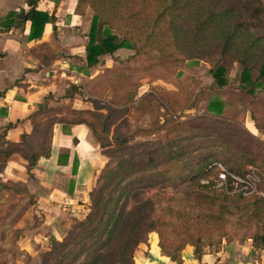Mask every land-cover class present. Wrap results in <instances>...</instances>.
<instances>
[{
  "label": "trees",
  "instance_id": "obj_1",
  "mask_svg": "<svg viewBox=\"0 0 264 264\" xmlns=\"http://www.w3.org/2000/svg\"><path fill=\"white\" fill-rule=\"evenodd\" d=\"M236 1L240 4L237 12L223 0H77L76 15L82 17L86 7L91 8L94 15L86 36L82 65L76 67V71L84 73L97 66L101 57L112 56L122 49L133 51L132 60L145 55L146 60L157 61L161 66H177L183 60L166 49L171 41L177 43L178 40L187 52H196V56L211 65L210 73L219 89L228 85V73L236 63L239 67L238 89L250 96L264 91V0ZM25 3L29 10L21 15L18 25L29 22L28 40L38 41L44 26L54 23L55 17L37 9L36 0ZM123 23L126 26L122 30ZM150 51L158 54L151 56ZM44 55L45 61L55 59L53 53ZM74 90L81 92L76 86ZM91 103V110H75L71 105L60 108L40 106L29 115L32 129L23 134L21 144L6 143L0 157V161L5 162L11 153H18L26 161L28 171L42 158L49 157L50 153L43 151L46 129L40 126L38 119L45 114H61L63 109L64 115L71 118L52 120L50 127L55 123L85 125L100 148L109 151L103 155L118 159L115 169L91 189V204L84 217L74 221L62 241L51 240L48 252L40 255V264L50 261L52 264H136L133 251L140 243L151 246V234H157V247L165 258L181 264L185 250L190 248L192 258L199 261L205 253L198 248V239H182L175 247L178 256L168 252V245L164 243L160 230L164 220L157 213L159 204L167 202L170 207L174 197L155 196L127 212L130 197L164 182L172 183L174 193L179 196L176 200L185 204L187 212L177 214L183 222L184 219L186 222H204L211 230H221L229 217L240 218L239 213L244 210L247 223H259L264 229V199L229 197L200 185L202 178L214 173L215 164H221L237 175H244L248 166L257 167L264 173V154L235 143L231 138L220 147L218 138L207 141L204 136L202 140L194 141L190 135L166 143L156 140L137 143L141 152L135 154L130 151L129 144L133 139L129 135L115 132L109 139L98 133L95 122L100 118V129L107 132L112 110L107 107L104 114L97 102ZM205 107L208 115L205 120L221 126L216 118L223 113L224 104L215 98ZM88 117L93 121H87ZM252 121L254 128L264 131V114L253 116ZM248 136L264 145L253 134ZM113 148L114 152H110ZM148 172L151 174L144 176ZM154 215L157 218L154 219ZM252 239L257 248L264 249V231L254 234Z\"/></svg>",
  "mask_w": 264,
  "mask_h": 264
},
{
  "label": "crops",
  "instance_id": "obj_2",
  "mask_svg": "<svg viewBox=\"0 0 264 264\" xmlns=\"http://www.w3.org/2000/svg\"><path fill=\"white\" fill-rule=\"evenodd\" d=\"M25 1L0 0V157L6 143L21 144L23 134L32 129L28 117L40 106L92 109L67 83L81 77L73 65H82L89 28L74 13L77 0H36L37 9L55 17L54 23L44 26L38 41L28 40L29 22L18 25L29 10ZM74 30L80 31L81 38ZM56 33L61 39L55 40ZM47 53L55 54V59L45 61ZM56 116L63 118L64 113ZM249 124L248 130L264 142V131L254 128L253 121ZM96 146L85 125L55 123L44 147L49 157L29 171L16 152L0 161V264H37L51 240L63 239L66 221L84 217L97 172ZM144 247L137 264H177L161 255L156 241ZM181 264H264V250L246 243L233 250L205 253L195 261L187 248Z\"/></svg>",
  "mask_w": 264,
  "mask_h": 264
},
{
  "label": "rangeland",
  "instance_id": "obj_3",
  "mask_svg": "<svg viewBox=\"0 0 264 264\" xmlns=\"http://www.w3.org/2000/svg\"><path fill=\"white\" fill-rule=\"evenodd\" d=\"M223 1L226 4L230 3L234 12L239 11L240 4L236 0ZM249 1L251 0H246V2ZM82 13L84 22H88V26H90L94 15L92 9L86 7ZM124 26H126L125 23L120 28L123 30ZM88 29L86 27L87 32ZM74 31V35L81 38L80 31ZM57 37L61 39L59 33L55 34V40ZM166 50L175 53V56L183 60V63L177 66L174 64L161 66L157 61L146 60L145 55L137 60H132L133 51L122 49L112 56L101 57L97 66L81 73V77H77L79 78L78 84L67 81L73 89L74 86L79 87L81 92L78 94H82L83 99L91 104V108V102H97L103 108L104 114L107 112L105 108L108 107L112 110L111 125L107 127V132L104 133L100 129V123H102L100 118H98L100 123L95 122L98 133L109 139L115 132L120 135H129L133 139L129 144L130 151L135 154L141 152V149L135 145L137 143L155 142V140L166 143L168 140L176 138L180 140L189 135L193 136L194 141L202 140L204 136L208 138L207 141L218 138L221 140L218 142L220 147L225 141L234 139L235 143L239 142L256 153L264 154V145L248 136L251 133L248 127L250 128L249 123L253 116L259 117L264 114V91H257L252 96L241 92L238 89L239 67L236 63L232 65L228 73V85L219 89L213 82L210 73L211 65L196 56V52H187L183 48L182 42L180 43L178 40L177 43L171 41ZM157 54V51H150L151 56ZM74 67L77 66L73 65ZM77 78L75 77L73 80ZM215 98L224 104L223 113L216 118L221 122V126L218 123L205 120V116H208L205 113V106ZM61 112L65 113L63 109ZM66 117L71 118L67 115H64L63 118ZM55 119L57 117L53 113L45 114L38 119L40 126L42 125L43 129H46V131L44 130L46 132L44 147L51 128L49 124ZM86 120L93 121L89 117ZM181 124H184V127H180ZM236 132H240L241 135L239 136ZM90 136L93 144L97 145L95 158L97 172L94 176L93 188L99 185L103 176H107L109 171L115 169L118 159L106 158L103 153L109 151L100 148L91 132ZM238 137L241 139H237ZM110 152H114V148ZM231 158L234 159V156ZM246 168L249 170L250 166ZM149 174L151 172L144 176ZM155 196L164 198L170 196L175 199L170 207L167 206V202L159 204L160 210L157 213V216L164 220L160 230L164 243L168 245V252L171 254L179 255L175 247L181 243L182 239H198V248L202 252L210 254L227 249L233 250L236 246L246 243L254 244L257 250L263 249L256 247V242L252 237L264 229L259 223H247L244 210L239 213L240 218L229 217L228 222L221 230H211L204 222L195 223L190 220L186 222L185 219L183 222L178 219L177 214L187 212V209L183 202L176 200L179 196L174 193V186L171 182L159 183L155 187L140 190L136 197L128 199L127 212L139 206L146 199L155 198ZM195 212L199 214L198 211ZM157 216L154 215V219ZM78 220L81 219L69 218L66 221L65 234L74 221ZM150 240L151 244H155V241L158 244L157 234H151ZM144 245V243H140L133 251L136 264L139 251L144 250ZM185 246L188 247V245ZM48 250L42 253H46ZM254 253L252 252L249 256ZM40 255L37 264H40ZM249 256H246V259ZM27 264L34 263L27 261ZM48 264H52V261Z\"/></svg>",
  "mask_w": 264,
  "mask_h": 264
},
{
  "label": "built area",
  "instance_id": "obj_4",
  "mask_svg": "<svg viewBox=\"0 0 264 264\" xmlns=\"http://www.w3.org/2000/svg\"><path fill=\"white\" fill-rule=\"evenodd\" d=\"M72 83L78 84L79 78L72 80ZM213 169V174L210 173L200 180L201 186L220 191L229 197L264 199V173L259 168L250 167L244 175L233 174L221 164H215Z\"/></svg>",
  "mask_w": 264,
  "mask_h": 264
},
{
  "label": "water",
  "instance_id": "obj_5",
  "mask_svg": "<svg viewBox=\"0 0 264 264\" xmlns=\"http://www.w3.org/2000/svg\"><path fill=\"white\" fill-rule=\"evenodd\" d=\"M24 20H25V18H24ZM88 205H90V200L88 201Z\"/></svg>",
  "mask_w": 264,
  "mask_h": 264
}]
</instances>
